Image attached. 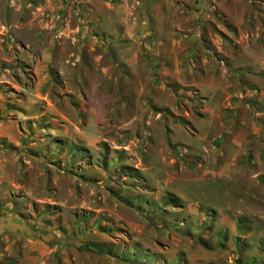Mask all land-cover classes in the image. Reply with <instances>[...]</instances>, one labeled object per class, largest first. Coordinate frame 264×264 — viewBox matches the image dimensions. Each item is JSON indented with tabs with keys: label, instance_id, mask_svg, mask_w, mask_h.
Returning a JSON list of instances; mask_svg holds the SVG:
<instances>
[{
	"label": "rangeland",
	"instance_id": "1",
	"mask_svg": "<svg viewBox=\"0 0 264 264\" xmlns=\"http://www.w3.org/2000/svg\"><path fill=\"white\" fill-rule=\"evenodd\" d=\"M16 6L18 34L0 28V126L21 129L20 145L10 150L21 172L33 166L31 189L52 200L33 207L25 199L21 215L27 234L48 238L45 264H188L191 255L189 264H264V0ZM194 35L202 37L196 44ZM122 45L139 50L136 68L119 63L114 47ZM197 79L227 90V100L214 97L226 100L230 120L241 108L257 116V124L232 128L263 127L260 162L252 148L229 166L241 174L229 184L233 215L192 202L221 206L227 189L219 184L228 182L195 172L189 180L202 163L204 133L190 134L195 123L205 128L202 107L217 103L192 85ZM173 126L190 133L178 139L186 149L168 142ZM176 184L188 208L172 207ZM239 212L249 229L238 239L222 219ZM199 255L215 259L200 262Z\"/></svg>",
	"mask_w": 264,
	"mask_h": 264
},
{
	"label": "crops",
	"instance_id": "2",
	"mask_svg": "<svg viewBox=\"0 0 264 264\" xmlns=\"http://www.w3.org/2000/svg\"><path fill=\"white\" fill-rule=\"evenodd\" d=\"M17 9L16 0H0V15H2V19H0V28L2 27V29L6 31L12 29L11 32L12 34L14 33L15 36L18 34L16 31L18 23L16 22L17 19L15 17ZM0 33L2 34L3 32L0 31ZM195 37L198 36L194 35L193 38L195 39ZM201 38V36L198 37L193 44L198 43ZM187 49L189 52H193L191 44ZM114 50L115 53L118 54V59H120L119 63L121 65H125L127 68H132L133 66L136 68L139 50L136 49L135 46H116L114 47ZM154 55H158V52H156ZM212 83H214V86L210 87ZM192 85H200L199 89L202 91L203 95L210 97L208 103L211 102V104H214L213 101H216L217 103L214 105L218 106L216 109H214V105H212L210 108L209 106L207 107V105L202 107V112H204V115L207 114V118L203 120V123H205V128H202L200 125L195 123L196 128H193L192 134L184 130V128H178L176 126H173L174 128H169L170 136L168 142L173 145L178 144L182 147L183 145L178 142L179 136L185 135L187 133L192 136H197L201 131H203V142L199 147H201V154L203 153L202 151H204L207 152V155L203 156V154H200L202 163L198 164L197 167L193 169L189 180L193 181L197 179L194 175L195 173L196 175L200 174L202 177L206 178L216 177V179H218V177H220V181H222L221 178H227V184L222 181L225 183V186L219 184L220 189H227V194L222 193V197L226 199H223L221 206L208 204L206 200H202L201 196L200 198L202 201L195 199L199 195L195 196V200L192 202L197 201V203L200 202L203 205L206 204V207H212V210L216 208H223L222 214L226 215L227 213L229 215H233L234 211L231 205L235 206V204L229 198L231 197L229 184L232 181H234L233 184L236 183L238 176H241V174L237 173V175L236 172H231V167L229 168V166L237 164L238 159L243 156L248 149L252 148L256 150L254 155L256 160H254V163H256L257 160L260 162L259 157L262 147V137L259 133L263 130V127L261 123H258V127L255 125L253 128H232L233 124H240L248 127L250 126L251 122H255L257 124V122L254 121L257 120V116L255 114L251 116L248 114L247 110L244 111L242 110L243 108H241V113L237 114V111H235L236 115L233 117L231 116L230 120L229 112L226 114L224 111V102H226L228 99L226 94H230L224 89L221 83L210 81L209 79L206 80V82H199L197 79L196 81L192 82ZM218 94L224 95L226 100H223L220 97H214ZM193 122L194 120L191 121V123ZM11 126V124L0 126V141H3L5 145V147L1 145L0 148V264H45L46 260L44 258L46 257L44 254L46 252L45 247L48 238L47 236H42L41 239H39L37 231H35L34 235L32 236L27 234L28 232L26 233L24 229H22L23 221L21 215L27 206L25 199H29L32 203L31 205L30 203L28 205L33 207L38 203H46L52 200L48 195H37L35 190L31 189V183L33 181L31 176V169L33 166L31 164H29L26 169H24V172H21L20 160H18L19 158L16 157V154H14V152H12L10 149H16V147L20 145V135L22 131L20 128H12ZM212 143H214L216 147L213 148L214 151L212 153H209L212 151L209 149V145ZM207 164L216 165V167L211 169L207 167ZM193 172L195 173L193 174ZM34 179L36 184L37 177H34ZM179 182L183 183L184 181L180 180L178 183ZM181 186V184L180 187L178 184L175 185L178 192H180L179 188H181ZM195 186L199 187V184H195ZM19 191L24 192V195H22L23 197L18 196ZM215 193L218 195L217 191ZM183 198L184 196L182 193H178V203L172 207L179 210L185 207L188 208V203L184 204ZM219 198H221V196H219ZM242 201L243 200L241 199L239 203L241 204ZM251 210L254 211L255 209ZM239 213L240 214L237 216V218L234 219L229 215L224 219V215L222 214L219 217V219L223 218L222 221L226 219L230 220L232 223L228 225L237 229V231L239 230L237 236L238 239L242 237L241 235L243 233H241V230H244L246 226H241V222L246 220V216L241 214V212ZM220 223L224 227L223 222ZM36 227H38V224ZM252 227L255 228V225L253 224ZM27 228V231H30L32 226ZM47 228L50 227L46 226L43 229L47 230ZM31 231H33V229ZM243 232L245 233V230ZM214 237L222 239L225 236H221L220 232H217ZM191 256H188V264ZM199 257L200 262L204 261L206 263H210L215 259L208 258V260H206V258L201 257L200 255Z\"/></svg>",
	"mask_w": 264,
	"mask_h": 264
},
{
	"label": "trees",
	"instance_id": "3",
	"mask_svg": "<svg viewBox=\"0 0 264 264\" xmlns=\"http://www.w3.org/2000/svg\"><path fill=\"white\" fill-rule=\"evenodd\" d=\"M244 231V230H243ZM244 233V232H243ZM80 250H85V251H91V252H98V253H102V254H108V250L105 252V250H101V249H92L90 248L88 245H83L81 247H79Z\"/></svg>",
	"mask_w": 264,
	"mask_h": 264
}]
</instances>
